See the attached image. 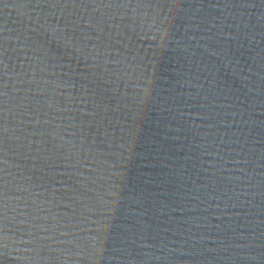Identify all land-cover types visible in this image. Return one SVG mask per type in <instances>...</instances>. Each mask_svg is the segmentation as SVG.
<instances>
[{
	"label": "water",
	"instance_id": "1",
	"mask_svg": "<svg viewBox=\"0 0 264 264\" xmlns=\"http://www.w3.org/2000/svg\"><path fill=\"white\" fill-rule=\"evenodd\" d=\"M0 264H264V0H0Z\"/></svg>",
	"mask_w": 264,
	"mask_h": 264
}]
</instances>
